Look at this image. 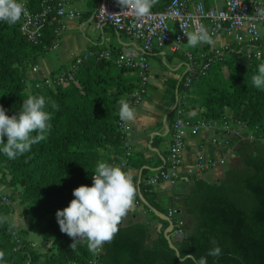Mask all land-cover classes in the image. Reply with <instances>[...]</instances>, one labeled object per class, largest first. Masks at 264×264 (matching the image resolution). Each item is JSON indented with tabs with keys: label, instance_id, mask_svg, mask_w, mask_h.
I'll use <instances>...</instances> for the list:
<instances>
[{
	"label": "trees",
	"instance_id": "1",
	"mask_svg": "<svg viewBox=\"0 0 264 264\" xmlns=\"http://www.w3.org/2000/svg\"><path fill=\"white\" fill-rule=\"evenodd\" d=\"M43 1L18 0L30 11H38ZM169 1L158 0L152 10H161ZM53 30L54 26L46 27L40 44L32 46L16 23L0 22V106L11 117L29 96H43L45 111L52 115L47 139L30 152L11 160L0 152V217H7L0 222V251L5 253L0 264H86L92 257L87 241H77L72 251L74 241L60 231L56 213L74 199V189L92 186L98 163L112 165L123 155L125 133L117 125L118 102H128L136 89L135 72L118 68L113 61L85 60L71 73L76 84L67 79L69 68L50 77L51 87L29 81L26 72L50 43ZM261 63L264 59L227 54L207 72L195 75L188 86L183 87L185 75L172 83L171 101L174 90L177 97L184 92V116L193 121L222 119L227 109L232 120L256 128L254 136L264 139V89H257L251 79ZM57 77L64 82L56 84ZM230 144H236L234 139ZM233 153L238 161L219 179L209 183L193 178L181 195L177 210L184 221L183 233L172 239L178 258L162 235L167 223L149 209L166 216L173 206L160 205L157 193L140 185L139 195L149 207L143 205L146 218H123L97 264H194L192 256L197 260L205 256L208 264H264V144L245 142ZM135 200L142 204L137 193ZM12 203L20 209L15 218ZM153 222L161 223L159 232ZM30 233L41 237L40 251L29 241ZM214 246L221 249L219 257L207 255Z\"/></svg>",
	"mask_w": 264,
	"mask_h": 264
},
{
	"label": "built area",
	"instance_id": "2",
	"mask_svg": "<svg viewBox=\"0 0 264 264\" xmlns=\"http://www.w3.org/2000/svg\"><path fill=\"white\" fill-rule=\"evenodd\" d=\"M25 10L16 25L23 39L32 46L40 44L46 27L54 26V32H58L63 29L61 21L81 18V12L72 7L69 0H44L38 11H30L26 7ZM89 21L98 27L109 26L140 45L137 55L119 51L113 60L118 68L128 69L137 74L138 86L128 101L133 109L140 104L146 92L150 78L148 56L153 49L169 46L170 51H178L181 45L187 42L184 33L196 31L201 25L207 29L215 43L218 39H221L223 43L209 45L208 52H200L196 56L188 52L184 54L183 87L188 86L195 75L205 73L211 63L221 60L227 54H242L247 59H255L257 50L264 53V0H221L220 6L217 0H170L161 10L151 9V15L145 18H137L128 10H122L117 0H97ZM55 24H57L56 28ZM57 48L58 42L54 39L43 47L48 51H54ZM93 57L94 62H108L112 59L109 51L96 53ZM86 58L87 56L77 57L69 66L67 79L74 84L76 82L71 73L76 65ZM260 58L264 59V55ZM54 82L60 84L64 82V79L57 77ZM44 84L51 87L52 81L44 80ZM38 86L39 84L35 85L36 88ZM117 125L122 133L128 130L127 122L121 121L120 118ZM203 130L218 131L211 139L213 144L229 143L232 137L236 144L253 141L264 144V139L254 136L256 128L232 120L228 113L223 115L222 119H201L193 122L184 118L183 112L178 109L177 116L171 125L166 167L148 177L143 186L153 189L163 182L175 185L180 179L190 183L193 178H200L204 172L224 165L223 159L216 161L199 157L193 166L182 168L185 140L188 135L197 134ZM125 149L124 156L127 158L130 152L129 148ZM122 165L112 164L119 167ZM166 216L172 223L170 238L173 240L180 238L184 221L179 217L177 208H168ZM77 241L86 242V240ZM98 256L92 255L86 264H97ZM27 264L30 263L27 262Z\"/></svg>",
	"mask_w": 264,
	"mask_h": 264
},
{
	"label": "crops",
	"instance_id": "3",
	"mask_svg": "<svg viewBox=\"0 0 264 264\" xmlns=\"http://www.w3.org/2000/svg\"><path fill=\"white\" fill-rule=\"evenodd\" d=\"M217 2L220 6L221 0H217ZM69 4L81 12V18L73 21H61L60 23L63 29L58 32H54L53 30V38L51 40L54 39L58 42V48L54 51L43 49L38 54L36 64L31 66L26 72L29 81L38 82L50 79L57 71H62L63 68L68 69L77 57L87 56L85 60L94 61V54L109 51L112 56L111 61H113L119 51L132 52L135 55L140 51V45L132 41L125 34L109 26L98 27L89 21V18L95 10L97 0H69ZM56 27L57 24H55ZM45 34V37L50 36V32ZM222 43L223 41L221 39H218L216 43L214 42L216 45ZM183 44H186V42ZM182 45L175 52L170 51L169 46L154 48L148 56L149 64L152 59H157L161 64H165L166 61L173 63L176 66L178 78L177 80L174 78L165 79L163 73L158 72L159 70L157 73L150 71L146 92L140 104L134 108L135 119L127 122L128 130L125 132V138L123 140V155L117 164H123L121 166L123 167L122 170L131 174L136 189L138 181L139 186H143V183L148 177L166 167L171 139V125L177 116L178 109L183 112V117L185 118L183 111V105L185 104L184 92H182L179 98L177 97L176 90H174L173 103L171 101L173 98H170L172 83L179 81L184 75V54L188 52L196 56L200 52H208L209 47V45L206 47V44H200L195 48L191 47V50H189L182 49ZM225 57L226 55L221 60L211 63L207 71L216 62H222ZM170 112H172L171 116H169ZM226 113H228V110L224 112V115ZM217 133L218 131L203 130L197 134L188 135L182 153L183 169L193 166L199 157L216 161L223 159L228 166L238 161V158L233 153V149L240 144H230V140L233 137L229 140V143H222L220 145L213 144L211 139ZM125 148H129L130 152V156L127 158L124 156ZM221 176L222 166L204 172L198 179L212 183ZM188 184L183 179H180L175 185H170L165 182L159 183L152 190L157 193L160 205L173 206L179 209L182 199L181 195L187 190ZM145 218L146 213L143 204H139L134 198V206L124 220H143ZM152 224L155 231H157V228H162L161 223L153 222ZM152 237H154L153 234ZM38 264H40V261Z\"/></svg>",
	"mask_w": 264,
	"mask_h": 264
},
{
	"label": "clouds",
	"instance_id": "4",
	"mask_svg": "<svg viewBox=\"0 0 264 264\" xmlns=\"http://www.w3.org/2000/svg\"><path fill=\"white\" fill-rule=\"evenodd\" d=\"M157 2L158 0H117L122 10H128L137 18L150 16L151 9ZM25 11L24 5L18 0H0V22L15 24ZM184 35L187 37V45L193 48L200 44H214L212 36L203 25ZM255 55L259 59L264 53L257 50ZM251 79L257 89H264V63L259 65L258 74ZM118 103L120 120L133 121L135 110L124 99ZM45 105L43 96H29L23 102L22 110L11 117L0 106V152L8 159H16L17 156L30 152L33 145L47 139L51 131L49 122L52 115L45 111ZM52 107L58 110L55 102H52ZM33 133L36 135L33 136ZM94 173L92 186L82 185L74 189V199L66 208L57 211L56 218L60 231L74 241L70 245L72 251L76 249L77 240H86L88 251L93 256H98L104 244L111 243L119 232L118 226L134 206L137 189L131 174L119 166L100 162ZM4 221H7V217H0V222ZM220 254L219 246H214L207 253L213 257H219ZM4 258L5 253L0 251V261ZM191 259L194 264H208L205 256L198 260L192 256Z\"/></svg>",
	"mask_w": 264,
	"mask_h": 264
},
{
	"label": "rangeland",
	"instance_id": "5",
	"mask_svg": "<svg viewBox=\"0 0 264 264\" xmlns=\"http://www.w3.org/2000/svg\"><path fill=\"white\" fill-rule=\"evenodd\" d=\"M188 47H190V46L187 45V42H186V44L182 45V49L191 50V47L190 48H188ZM149 65H150V71H152L153 73L154 72L157 73V71L159 70L158 72L163 73L165 79L174 78L177 80V78H178L177 74H176V66L173 63H171L170 61H166L165 64H161V63H159V61L157 59H152L151 63ZM181 95H182V92H180L179 98L181 97ZM3 191L4 192L6 191V193L9 194V190H3ZM12 206H13V217L15 218V217H17L20 209L18 207H16L15 203H12ZM29 241L34 243L35 248L38 251H40L41 248L43 247V241H42L41 237L36 233H30L29 234ZM40 264H42V261H40Z\"/></svg>",
	"mask_w": 264,
	"mask_h": 264
},
{
	"label": "water",
	"instance_id": "6",
	"mask_svg": "<svg viewBox=\"0 0 264 264\" xmlns=\"http://www.w3.org/2000/svg\"><path fill=\"white\" fill-rule=\"evenodd\" d=\"M229 169V166L227 164L222 165V173L226 172ZM137 194L139 196L140 201L142 202L143 205L147 206V204L141 199L140 195H139V181L137 184ZM148 207V206H147ZM149 208V207H148ZM155 215L158 216L159 219L165 221L167 223V227L162 231V235L164 236L168 246L173 249L175 251V255L178 258V252L176 251V248L173 246V241L170 238V232H171V228H172V223L169 220V218L163 214L157 213L154 209L149 208ZM160 228H157V232H159Z\"/></svg>",
	"mask_w": 264,
	"mask_h": 264
}]
</instances>
